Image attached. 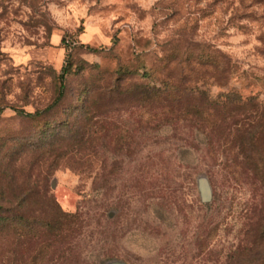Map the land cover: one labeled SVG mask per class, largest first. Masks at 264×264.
I'll return each mask as SVG.
<instances>
[{
	"label": "rangeland",
	"instance_id": "rangeland-1",
	"mask_svg": "<svg viewBox=\"0 0 264 264\" xmlns=\"http://www.w3.org/2000/svg\"><path fill=\"white\" fill-rule=\"evenodd\" d=\"M0 218V264H264V0H0Z\"/></svg>",
	"mask_w": 264,
	"mask_h": 264
},
{
	"label": "trees",
	"instance_id": "trees-1",
	"mask_svg": "<svg viewBox=\"0 0 264 264\" xmlns=\"http://www.w3.org/2000/svg\"><path fill=\"white\" fill-rule=\"evenodd\" d=\"M66 46V48L67 49H69V50H72L73 48H75L76 46H77V43H75V42H72V43H70L69 45L68 44H66L65 45ZM65 71V70H64ZM67 73L68 72H66V73H64L63 74V76L61 77V81H60V85H59V88H58V94H57V97H56V100L54 101V103L51 105V106H49L46 110H45V112H48V111H50L51 109H53L64 97H65V89H66V85H65V75H67ZM158 91V93L159 92H161L160 90H157ZM43 113V111H37L36 113H35V116H39V115H41ZM20 114H23V115H25V116H27V117H33L34 115L33 114H30V113H25V112H20ZM66 217H67V215H66ZM74 217V216H73ZM76 218H78L79 219V216H77ZM6 227H8V220L7 219H5V218H0V228H6ZM46 228L48 229V230H52L51 229V227L49 226V225H46ZM77 229H78V234H79V231H80V229H81V224L79 223V225H78V227H77ZM69 251H70V249H69ZM66 252H67V250L66 251H63V253L61 254V256L59 257V254L58 255H56V254H53L52 255V257H50V261L52 262L51 264H58L59 262H60V259H62V260H64V261H66V264H71L70 262H69V257L67 256V255H65L66 254ZM73 253L74 251H73V249L71 248V251H70V253ZM65 255V256H64ZM64 256V257H63ZM63 257V258H62ZM78 258V257H77ZM56 261V262H55ZM73 264V263H72Z\"/></svg>",
	"mask_w": 264,
	"mask_h": 264
},
{
	"label": "water",
	"instance_id": "water-1",
	"mask_svg": "<svg viewBox=\"0 0 264 264\" xmlns=\"http://www.w3.org/2000/svg\"><path fill=\"white\" fill-rule=\"evenodd\" d=\"M202 180H204V179H202ZM201 192L203 194V201L206 203H209L211 201V198L208 197V188H207L205 183H202V185H201Z\"/></svg>",
	"mask_w": 264,
	"mask_h": 264
}]
</instances>
